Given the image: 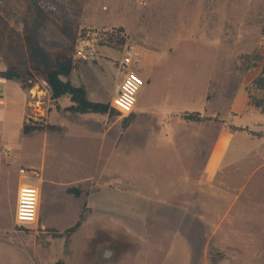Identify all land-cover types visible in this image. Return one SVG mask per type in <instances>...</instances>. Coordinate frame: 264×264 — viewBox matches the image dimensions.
I'll use <instances>...</instances> for the list:
<instances>
[{
	"label": "rangeland",
	"instance_id": "rangeland-1",
	"mask_svg": "<svg viewBox=\"0 0 264 264\" xmlns=\"http://www.w3.org/2000/svg\"><path fill=\"white\" fill-rule=\"evenodd\" d=\"M182 1L43 0L34 9L30 0H0V71L12 66L22 75L4 80L0 94V264H50L62 257L66 264H95L79 250L96 235L94 227L104 226L133 232L116 235L127 240L119 243L127 252L115 264H264V114L246 98L243 110L232 107L264 64V0ZM104 32H119L124 44L99 45ZM89 36L98 56L73 59L69 80L82 84L91 101L115 95L124 46L135 47L144 80L152 67L137 115L124 130V117L88 113L89 121L59 102V110L53 102L38 106L41 116L29 103L31 86L42 88L33 70L44 71L57 51L73 58ZM256 48L262 62L243 70L240 56ZM67 102L60 98L62 106ZM196 110L211 120L183 119ZM24 125L52 128L23 133ZM221 131L230 149L207 179L203 166ZM112 155L121 162L117 175L108 172ZM20 168L36 172L42 183L44 225L39 216L36 229L14 224ZM82 201L83 233L65 242L54 237L76 222Z\"/></svg>",
	"mask_w": 264,
	"mask_h": 264
},
{
	"label": "trees",
	"instance_id": "trees-1",
	"mask_svg": "<svg viewBox=\"0 0 264 264\" xmlns=\"http://www.w3.org/2000/svg\"><path fill=\"white\" fill-rule=\"evenodd\" d=\"M40 2L43 0H30V3L37 9ZM116 34H110L107 32L98 35V44L101 46H112L121 47L124 44V38ZM95 37L89 36L88 41H91ZM263 59L260 48H256L250 54L241 55L239 60L243 70H249L258 66ZM76 68L75 62L71 54H68L65 50L57 51L52 56L47 59V68L44 71H39L37 69L33 70L41 74L42 78L47 82L51 89V99L55 104L56 110L60 107L57 104L58 99L63 96H67L70 105L65 107L63 110L69 112L70 114H100L107 116H116L117 113L110 108L109 102H99L91 101L87 98L86 89L82 84L75 85L70 80L69 77L73 70ZM28 76H32L31 72H27ZM22 75L18 72L15 67H9L5 71H0V78L6 81L17 80ZM247 104L249 106L258 109L261 114H264V64L261 66L258 74L249 82L245 87ZM258 96H256V94ZM183 119L193 122H202L206 120H211L210 117H203L199 112H189L182 115ZM134 118V114L131 113L129 116L125 117L121 121V129H126ZM43 128L50 129L51 126H29L24 125L22 132L27 133L31 130H41ZM229 128L233 131H242L244 128L236 127L234 125H229ZM67 193L78 196L80 191L75 188H68ZM85 221V210L83 209L78 216L76 222L69 228L65 229L63 232H54V237H65L67 238L70 234L75 232ZM54 264H64V261L57 260Z\"/></svg>",
	"mask_w": 264,
	"mask_h": 264
},
{
	"label": "built area",
	"instance_id": "built-area-1",
	"mask_svg": "<svg viewBox=\"0 0 264 264\" xmlns=\"http://www.w3.org/2000/svg\"><path fill=\"white\" fill-rule=\"evenodd\" d=\"M97 56L98 48L97 44H95V40H91V42H88V44L86 45L77 46L73 51V59L80 63L92 61L96 59ZM137 62L138 55L135 47L132 45L124 46L121 52V57L118 61V72L120 73V80L116 87L115 95L109 101L110 108L113 109L117 113L116 116L120 118H125L133 113L137 94L145 85L144 78L139 74L138 70L135 67ZM3 83L4 80L0 78V94L3 91ZM41 83L42 88H39V84L35 82L27 91V95L29 98V103L31 105L35 104L38 108L36 109V112H38L39 115L43 116V111H40V108L38 106L44 103L50 104L53 102V100L51 99V89L47 82L42 78ZM37 180V173L33 170H27L24 168L19 169L13 215L14 224L17 227L27 230L37 228L38 219L35 223L30 225L18 223L16 220V201L18 190L22 189L25 185H31L38 188L41 192L40 187L35 182ZM24 196L26 199L29 198L28 193H24Z\"/></svg>",
	"mask_w": 264,
	"mask_h": 264
},
{
	"label": "crops",
	"instance_id": "crops-1",
	"mask_svg": "<svg viewBox=\"0 0 264 264\" xmlns=\"http://www.w3.org/2000/svg\"><path fill=\"white\" fill-rule=\"evenodd\" d=\"M151 74H152V67H149L148 68V71L146 72V74H145V80H146V83H145V87L146 86H148L149 85V83H150V78H151ZM120 80V79H119ZM207 84H208V80H207V78L205 77V79H204V95H203V98H204V104L206 103V90H207ZM143 86V87H144ZM142 90V88L140 89V91ZM140 91H139V93H140ZM240 91H242L241 93H240V96H239V98L238 99H236V101H235V103H233V105H232V107H233V110H237V112L238 111H241V110H243V107H242V105L244 104V102H245V98L247 99V97H246V92H245V87H242V88H240ZM67 97V96H66ZM141 97H142V95H141V93L139 94V96L137 97V99H136V104L138 105V103H139V101H140V99H141ZM194 98V96L193 95H191V99H193ZM67 99H68V97H67ZM58 102H59V105L61 106V109H64L65 107H67V106H69L70 105V101H69V99H68V102H67V104L65 105V106H62L61 104H60V99H58ZM247 102V101H246ZM136 104H135V106H136ZM196 112H199V111H197L196 110ZM133 113L135 114V116L137 115V110H136V108H134V111H133ZM73 115H81V116H84V115H86V114H73ZM87 116V115H86ZM101 116V115H100ZM92 118H97V117H94V116H92ZM86 120H91V117H88L87 116V119ZM93 120V119H92ZM231 124H234L233 122L231 123ZM234 125H236V126H240V125H237V124H234ZM109 130V129H108ZM106 131V130H105ZM226 137H225V134L223 133V131H221L218 135H216V137H215V142H214V146H213V148L211 149V151H210V153L208 154V156H207V158H206V162H205V164H204V166H203V174H204V176L207 178V179H211V178H213L216 174H217V172H218V169H219V165H220V163L225 159V156H226V154L229 152V149H230V147H229V145L227 146V143H226ZM118 158H114V155H112V156H110L108 159H107V166H110L109 167V173L110 174H118L119 173V170H120V168H121V162H119L118 163ZM94 169H97V159L96 160H94ZM98 170V169H97ZM36 182V184L40 187V189H41V194H42V183L39 181V180H37V181H35ZM53 186V185H52ZM111 201H112V204H111V207H109V209L111 208H114V206H113V203L115 202V200L114 199H110ZM41 201H42V198H41ZM84 203H83V201H82V203H81V205L79 206L80 208H79V210H78V213H77V216L75 217V220L76 219H78V216H79V214L81 213L80 211L82 210V205H83ZM41 210H42V205H41V203H40V208H39V216H40V222H41V224H42V226L44 225L43 224V218H42V215H41ZM85 222V221H84ZM83 222V223H84ZM83 223H82V225L75 231V232H77L76 233V235H75V238H79V235L80 234H82L83 233V231L86 229V227L85 226H83ZM100 228H108V230H111V231H118V232H120L121 234L123 233V234H130V233H133L132 231L130 232L129 231V229L127 228V227H124V226H104V227H94L93 229V231L91 232L92 234H96V232L98 231V229H100ZM74 233V232H73ZM16 234H19V235H27V234H22V233H16ZM110 235V232H108L107 233V235ZM28 235H30L31 237H32V239L34 240H36V237L34 236V235H31V234H28ZM61 238H63V241L65 242V240L68 238H65V237H61ZM75 238H72V241H76L75 240ZM92 237H89V239L88 240H90ZM77 251V250H76ZM75 251V253H77ZM127 251H124V253H126ZM79 255L81 256V252H80V250H79ZM122 259L123 258H121V256H120V258H119V260H118V262H121L122 261ZM57 260H62V261H64V258L62 257V258H58ZM56 260V261H57ZM56 261H54V262H56ZM54 262H52V263H50V264H54ZM64 264H66L65 263V261H64ZM103 264H115V261H107V262H104Z\"/></svg>",
	"mask_w": 264,
	"mask_h": 264
},
{
	"label": "flooded vegetation",
	"instance_id": "flooded-vegetation-1",
	"mask_svg": "<svg viewBox=\"0 0 264 264\" xmlns=\"http://www.w3.org/2000/svg\"><path fill=\"white\" fill-rule=\"evenodd\" d=\"M108 232L110 235H107ZM117 234L121 233L108 230V228L98 229L96 235L89 240L88 246L81 250V258L93 261L95 264H103L107 261L117 263L120 254L127 251V248H122V245L119 244L121 242L127 245V240L124 237L116 236Z\"/></svg>",
	"mask_w": 264,
	"mask_h": 264
},
{
	"label": "clouds",
	"instance_id": "clouds-1",
	"mask_svg": "<svg viewBox=\"0 0 264 264\" xmlns=\"http://www.w3.org/2000/svg\"><path fill=\"white\" fill-rule=\"evenodd\" d=\"M24 193L29 194L25 198ZM41 203V192L38 188L25 185L18 190L16 201V220L18 223L30 225L37 221Z\"/></svg>",
	"mask_w": 264,
	"mask_h": 264
},
{
	"label": "bare ground",
	"instance_id": "bare-ground-1",
	"mask_svg": "<svg viewBox=\"0 0 264 264\" xmlns=\"http://www.w3.org/2000/svg\"><path fill=\"white\" fill-rule=\"evenodd\" d=\"M183 1H184V0H183ZM183 1H182V2H183ZM180 2H181V1H180ZM177 3H178V2H177ZM188 3H189V2H188ZM185 4H186V3H185ZM185 4H184V5H185ZM162 5H163V4H162ZM158 6H159V5H158ZM183 9H184V8H183ZM180 12H181V11H180ZM181 13H182V12H181ZM182 14H183V13H182ZM184 19H185V18H184ZM183 22H184V21H183ZM168 26H169V25H168ZM155 28H156V27H155ZM153 29H154V28H153ZM161 29H162V28H161ZM154 30L156 31L157 29H154ZM158 32H159V31H158ZM160 32H162V30H161ZM163 33H164V32H163ZM164 37H165V36H164Z\"/></svg>",
	"mask_w": 264,
	"mask_h": 264
}]
</instances>
